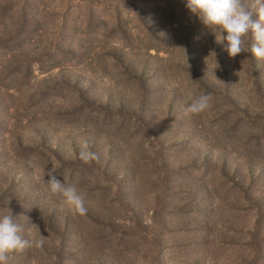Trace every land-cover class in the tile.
Listing matches in <instances>:
<instances>
[{"label":"rangeland","instance_id":"rangeland-1","mask_svg":"<svg viewBox=\"0 0 264 264\" xmlns=\"http://www.w3.org/2000/svg\"><path fill=\"white\" fill-rule=\"evenodd\" d=\"M185 4L0 0V217L45 240L7 264H264V61Z\"/></svg>","mask_w":264,"mask_h":264},{"label":"clouds","instance_id":"clouds-1","mask_svg":"<svg viewBox=\"0 0 264 264\" xmlns=\"http://www.w3.org/2000/svg\"><path fill=\"white\" fill-rule=\"evenodd\" d=\"M185 7L191 14L209 29H215L216 42L224 43L229 57H236L246 52V37L251 38L247 51L257 60L264 61V0H186ZM226 32V35L223 33ZM196 39H200L199 36ZM219 65L215 61V67ZM211 96L201 94L187 105L185 114H199L210 106ZM80 158L85 162L98 160L97 153L81 151ZM47 172V185L54 195L63 197L65 203L76 213L83 216L87 213L84 195L73 184H64L54 174ZM45 240L26 239L22 226L13 219L11 211L0 217V264H7L14 252L26 248H43Z\"/></svg>","mask_w":264,"mask_h":264}]
</instances>
